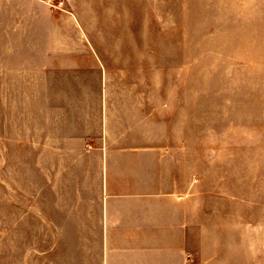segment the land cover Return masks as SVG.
<instances>
[{"label":"crops","instance_id":"1","mask_svg":"<svg viewBox=\"0 0 264 264\" xmlns=\"http://www.w3.org/2000/svg\"><path fill=\"white\" fill-rule=\"evenodd\" d=\"M130 6L0 0V115L54 198L44 213L58 214L43 220L42 264L211 262L195 190L180 187L172 119L148 113L145 96L119 108L92 39L128 35Z\"/></svg>","mask_w":264,"mask_h":264},{"label":"rangeland","instance_id":"2","mask_svg":"<svg viewBox=\"0 0 264 264\" xmlns=\"http://www.w3.org/2000/svg\"><path fill=\"white\" fill-rule=\"evenodd\" d=\"M125 17L128 35L92 38L114 102L145 96L172 119L180 187L208 226L202 258L264 264V0H131ZM7 128L0 115V264H42L54 198Z\"/></svg>","mask_w":264,"mask_h":264},{"label":"built area","instance_id":"3","mask_svg":"<svg viewBox=\"0 0 264 264\" xmlns=\"http://www.w3.org/2000/svg\"><path fill=\"white\" fill-rule=\"evenodd\" d=\"M46 4L52 6V7H59L60 2L62 0H43Z\"/></svg>","mask_w":264,"mask_h":264}]
</instances>
